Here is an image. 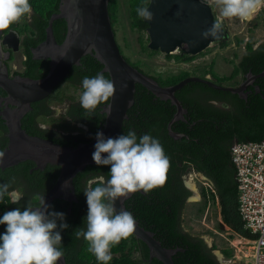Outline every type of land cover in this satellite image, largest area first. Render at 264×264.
<instances>
[{
	"label": "trees",
	"instance_id": "trees-1",
	"mask_svg": "<svg viewBox=\"0 0 264 264\" xmlns=\"http://www.w3.org/2000/svg\"><path fill=\"white\" fill-rule=\"evenodd\" d=\"M148 2L149 0L128 1L131 29L142 32L147 27L136 10L141 7L146 8ZM29 3L32 7L30 18H23L20 23L13 24L3 32L14 29L23 35L22 47L26 60L24 61L25 70L21 76L40 79L48 73L50 59H33L32 50L46 40L49 20L52 15L59 12L61 0H29ZM117 11V1L109 0L108 14L115 34ZM66 29L64 19L59 18L52 22V33L57 44L63 42ZM139 42L142 50L149 51L141 38ZM150 53L153 54L154 51ZM171 56L167 57L171 58ZM123 57L132 67L148 75L138 63H131L126 56ZM174 58L176 60L191 59L186 55ZM102 70L103 65L92 55L87 54L80 59L79 65L70 69L66 79L72 83L81 84L85 76L93 77L98 72H103ZM247 72L253 75L264 72V42L257 48H253V43H248L246 53L230 75L218 76L209 70L200 77L210 75L215 84L224 85L232 81L237 74ZM103 74L109 79L106 72ZM148 76L160 86L167 87L191 75L182 72L180 75L166 78ZM256 84L258 91L256 93L253 91L245 98L238 94L212 89L198 82L183 86L174 95L186 113L183 115V120L171 124L172 132L180 135L178 139L172 138L167 130L176 108L169 100H161L141 85H135L134 101L127 110V118L123 121L120 135H126L130 130H134L138 138L143 134H150L160 141L170 163L161 186L148 194L141 192L133 194L125 201L124 206L126 211L134 216L138 225L151 232L163 248L181 249L172 255L174 264H221L213 254V247H209L203 238L191 235L183 229V211L187 199L192 196V192L184 184V177L190 171L202 174L212 184L211 196L217 200L222 223L242 239L252 241L255 238L243 229V222L238 214L237 184L230 149L236 142L264 140V78L259 79ZM212 102L221 106L213 105ZM38 106L39 104H33L32 111L21 118L22 128L28 135L51 140L61 146L76 147L78 143L89 142L95 137L105 120V114L100 113L99 107L93 115L89 116L80 104L73 105L68 114L70 122L82 123L88 133L78 141L73 136L59 134H56L57 139H55L52 137V131L41 130L37 126L39 116H50V110L46 106ZM2 123L3 120L0 119L1 127ZM109 171L108 166H86L73 179L76 201L68 204L61 199H55L50 204V211L64 213V222L69 226L61 232L62 241L59 246L64 253L65 264H98L95 257L88 251L87 242L83 238L77 239L75 231L85 227L87 204L83 191L87 179L98 174H103L107 178ZM25 172L27 175L26 170ZM52 172L53 169L50 168V171L43 173H47L45 177L50 184L58 175V171ZM48 188L49 185L45 188L38 186L36 189L40 194L32 193L34 198L30 201L27 200L29 194H26L18 205L8 204V199L5 197L4 202L0 203V217L15 207H21L23 210L26 204L38 205L36 196L44 195ZM4 231L5 226L0 225V234ZM134 253L138 256L134 257ZM221 253L232 260L230 254ZM111 255L112 259L108 264H163L156 257L151 258L148 247L133 235L114 246Z\"/></svg>",
	"mask_w": 264,
	"mask_h": 264
},
{
	"label": "water",
	"instance_id": "water-1",
	"mask_svg": "<svg viewBox=\"0 0 264 264\" xmlns=\"http://www.w3.org/2000/svg\"><path fill=\"white\" fill-rule=\"evenodd\" d=\"M108 3L109 0H61L59 12L49 20L46 40L32 51L33 59H50L49 71L43 78H11L7 67L0 62V89L6 93L5 103L14 107L2 118L10 130L9 149L5 150L2 161L7 166L22 160H30L41 166L40 168L46 164L58 166L60 173L57 181L44 196L47 205L60 197L68 202L76 201L72 180L86 166L96 165L92 160L96 135L89 142L76 147L60 146L48 140L28 136L21 130L20 121L31 111L32 103L46 99L52 94L68 76L70 69L80 64L83 56L89 54L99 61L103 65L102 71L109 75L116 88L114 95L102 110L105 120L98 132H102L105 138L120 135L123 121L127 118V110L134 101L136 84L161 100H169L176 108L167 126L169 135L174 139L180 138V135L172 132L171 124L183 120L186 113L174 94L186 84L198 82L212 89L245 98L243 85L234 88L217 85L207 76H190L174 85L162 87L150 76L132 67L121 54L116 42L108 14ZM145 9L151 13V19L142 18L147 25V49L150 51L179 57L196 56L226 42L229 38L224 20L218 39L201 38L204 30L221 19L214 13L208 0H149ZM59 18L65 20L67 28L61 44L55 42L52 33V22ZM20 40L21 37L16 31L11 30L6 34L0 31V48L5 46L16 52L20 47ZM256 77L264 78V72ZM131 196L132 194L127 199ZM127 199L115 203L117 211L121 208L125 210L124 203ZM132 235L148 247L151 258L156 257L163 264H174L172 255L181 251L178 248H163L153 234L140 227L137 222ZM213 254L220 263L217 253ZM57 264H65L64 258Z\"/></svg>",
	"mask_w": 264,
	"mask_h": 264
},
{
	"label": "clouds",
	"instance_id": "clouds-1",
	"mask_svg": "<svg viewBox=\"0 0 264 264\" xmlns=\"http://www.w3.org/2000/svg\"><path fill=\"white\" fill-rule=\"evenodd\" d=\"M218 11L220 20L201 33V38H219L224 19L251 20L264 9V0H208ZM137 14L151 19V13L141 7ZM32 12L29 0H0V31L30 18ZM82 93L79 103L86 115H93L99 105L105 103L116 91L114 82L103 72L93 77L85 76L81 82ZM92 160L97 166H108L107 178L98 174L87 179L84 196L87 215L85 227L75 231L77 239L83 238L88 251L98 264H108L111 250L135 230V218L131 212L117 211L115 203L127 199L131 194L150 193L161 186L169 167V158L160 141L150 134L139 138L134 130L126 135L105 138L96 133ZM4 153L0 152V160ZM15 177L0 184V203L5 197L8 204L18 205L22 193L14 189ZM66 186V185H65ZM36 206L26 204L6 211L0 217L5 231L0 234V264H57L64 253L61 246V232L69 226L64 222L62 212L50 211L44 195L37 197Z\"/></svg>",
	"mask_w": 264,
	"mask_h": 264
},
{
	"label": "rangeland",
	"instance_id": "rangeland-1",
	"mask_svg": "<svg viewBox=\"0 0 264 264\" xmlns=\"http://www.w3.org/2000/svg\"><path fill=\"white\" fill-rule=\"evenodd\" d=\"M118 3L117 20L115 23V39L123 56H126L131 63H138L140 68L148 75L166 78L177 76L182 72H187L191 76H203L206 71L212 70L218 76L230 75L243 52L244 43L249 40L257 43L264 40V11L251 20H240L238 18L224 19L229 32L226 42L205 50L203 53L191 57L189 60H176L172 55H164L141 49L139 39L143 43H148L145 29L138 32L131 29L129 16V0H116ZM215 14L219 15L218 9L211 4ZM20 55H15V59L10 62L13 71L19 70ZM209 76V75H206ZM241 80L240 74L224 83L234 85ZM62 101H52L51 105L57 112L64 109L65 99L72 101L79 98V93H74L73 88L62 85L59 89ZM42 121V120H41ZM47 125L59 127L64 125L69 131H73L67 121L62 117H52L47 120ZM186 186L192 191V196L187 200L183 215V229L194 236L203 238L209 247H213V253H217L221 264H251L253 262L251 249L254 247L253 241L240 238L232 233L221 220L217 200L211 196L209 183L197 173L190 171L184 178ZM205 193V195H204ZM221 252L228 253L232 260L227 259ZM222 255V257H221ZM138 254L134 253V257Z\"/></svg>",
	"mask_w": 264,
	"mask_h": 264
},
{
	"label": "flooded vegetation",
	"instance_id": "flooded-vegetation-1",
	"mask_svg": "<svg viewBox=\"0 0 264 264\" xmlns=\"http://www.w3.org/2000/svg\"><path fill=\"white\" fill-rule=\"evenodd\" d=\"M263 11H264V9H261L260 11H258L256 13V15H255V18L259 15V13H262ZM11 30L16 31L14 29H10L8 31H11ZM8 31H6V32L2 31V34H6ZM16 32L21 37L20 47H19L18 51L13 52L12 50L7 49L5 46H1V48H0V62L2 61L4 63V65L7 67L8 74H9V76L11 78H15V77H19V76L22 77L21 74H23L24 70H25L24 61L26 60V57L24 55L23 47H22L23 35H21L18 31H16ZM263 42H264V40L261 41V42H257L256 44L253 43V48H257ZM248 43H251V42L249 40H246V42L244 43L243 52L241 54V57H240L239 61L236 63V65H238V63L242 60L244 54L246 53V45ZM18 54L20 55V57L22 59L19 62V67H21V68L19 70L13 71V69L11 68L10 62L13 61L15 59V55H18ZM42 55H44V54H42ZM44 59H49V58H41V60H44ZM239 74L241 76V80H240L239 83L234 84L232 86L224 84V86H229V87H234L235 88V87H240V86L243 85V87H244L243 88V94L246 97L248 95H250L253 91H254L253 93H256L258 91L257 88H256L257 87L256 82L259 79H261V77L260 78L256 77L259 74L253 75L250 72H247L245 74H241V73H239ZM205 77H206V75H205ZM207 77H209V79L213 82V79H212V77L210 75L207 76ZM252 77H255V78L252 79ZM66 78L60 83V85H58L55 88V90L52 92V94L48 98L43 99V100L38 101V102H34V103L31 104V106L33 104H39L38 107L46 106L50 110V116H42L41 115V116H39L37 118V126L41 130L52 131L53 132L52 133V135H53L52 137H54L55 139H57L56 134H59V135H70V136H73V137H75V139H77L76 141H78L79 139H81L82 136H84V135H86L88 133V130L80 122H77V123L70 122V120L68 118V114L70 113L71 107L73 105L80 104L79 103V98H80V95L82 93V86L79 83H77V84L72 83V82L68 81ZM62 85H67L68 88H70V87L73 88L74 93H76V92L79 93V98H77L75 100H72V101H69V100L65 99L64 109H62L61 112H57L56 109L54 107H52L51 102L52 101H56V102L62 101V98L60 97V95L56 94V93H62V91L59 90ZM5 98H6L5 91L0 89V119L1 120H3L2 119L3 116L8 111H11V110L14 109V107H12L10 105H7L5 103V100H4ZM108 102H109V100H108ZM108 102L107 103H103V104L98 106L100 108V110H99L100 113H102V110H103L104 106H106L108 104ZM212 104L216 105V106H219V107L221 106L220 104H217L216 102H212ZM31 111H32V107H31ZM58 116H62L67 121L68 125L70 127H73L74 130L68 132L67 131L68 128L65 127L64 125L59 126L58 128L57 127H51V126L47 125V120H49L52 117H58ZM20 128H21V130L23 132H25V130L22 128L21 121H20ZM9 135H10V130H9L7 124L3 121L2 127L0 126V152L4 153L5 150L9 149ZM28 136H31V135H28ZM31 137L40 138V137H37V136H31ZM40 139H42V138H40ZM5 140H6V142H5ZM43 140H47V139H43ZM48 141H51V140H48ZM51 142L54 143V144L59 145L58 143H55L53 141H51ZM79 144H82V143H78V145ZM40 167L41 166H38L37 164H35L34 162H32L30 160H25V161L22 160V161L17 162L16 164H12L10 166L5 165L3 163V161L0 160V184L8 182L12 177H15V183L12 185V187L14 189L19 190L22 193L23 199L25 198L26 194H29V196L27 197V200L30 201L32 198H34L32 193L40 194L39 191L36 189L38 186H42V187L45 188L47 185H49V188L45 192V194H46L53 187V185L56 183L57 178H58L59 173H60V168L58 166H56V165L46 164V165L42 166V168H40ZM50 168L53 169L52 173H56L58 171L57 172L58 175H57L56 180L54 182H51V184L47 181V179L45 177V175L47 173L43 174L45 172H48V170L50 171ZM25 170L27 171V175H25L26 174ZM197 174L201 175L209 183L210 187H212V184L210 183V181L205 176H203L200 173H197ZM184 184H185V181H184ZM72 185H73V180H72ZM185 186H186V184H185ZM73 188H74V186H73ZM45 194H44V196H45ZM38 196H40V195H38ZM38 196H36V197H38ZM58 199H61L62 201H65L68 204L73 203V201L72 202H68V201L64 200L63 197H60ZM188 199H190V197Z\"/></svg>",
	"mask_w": 264,
	"mask_h": 264
},
{
	"label": "built area",
	"instance_id": "built-area-1",
	"mask_svg": "<svg viewBox=\"0 0 264 264\" xmlns=\"http://www.w3.org/2000/svg\"><path fill=\"white\" fill-rule=\"evenodd\" d=\"M230 156L235 168L238 214L243 229L255 237L251 264H264V140L236 142Z\"/></svg>",
	"mask_w": 264,
	"mask_h": 264
},
{
	"label": "crops",
	"instance_id": "crops-1",
	"mask_svg": "<svg viewBox=\"0 0 264 264\" xmlns=\"http://www.w3.org/2000/svg\"><path fill=\"white\" fill-rule=\"evenodd\" d=\"M248 241H251V240H248ZM222 255H223V254H222ZM222 255H221V256H222Z\"/></svg>",
	"mask_w": 264,
	"mask_h": 264
}]
</instances>
